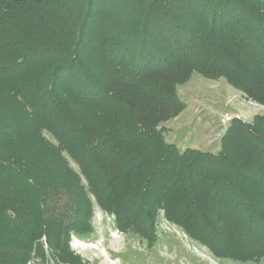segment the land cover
<instances>
[{
	"label": "trees",
	"instance_id": "1",
	"mask_svg": "<svg viewBox=\"0 0 264 264\" xmlns=\"http://www.w3.org/2000/svg\"><path fill=\"white\" fill-rule=\"evenodd\" d=\"M194 73L264 106V0H0V264H81L96 207L149 247L163 219L259 263L264 116L233 118L218 153L168 143Z\"/></svg>",
	"mask_w": 264,
	"mask_h": 264
},
{
	"label": "rangeland",
	"instance_id": "2",
	"mask_svg": "<svg viewBox=\"0 0 264 264\" xmlns=\"http://www.w3.org/2000/svg\"><path fill=\"white\" fill-rule=\"evenodd\" d=\"M110 26L111 32L120 29L114 22ZM27 42L31 45V40ZM178 94L187 108L162 127L165 140L181 150L218 153L221 138L233 118L254 124L257 117L264 116L263 105L248 98L225 78L211 80L194 73L187 84L178 87ZM14 113V104L0 91V117L12 119ZM21 135L22 148L36 147L39 154L42 152L31 138ZM113 219L96 207L94 235L83 241L72 239L73 254L81 258V264H264V258L259 263L216 259L163 219L158 229L159 240L149 247L146 241L119 232Z\"/></svg>",
	"mask_w": 264,
	"mask_h": 264
}]
</instances>
